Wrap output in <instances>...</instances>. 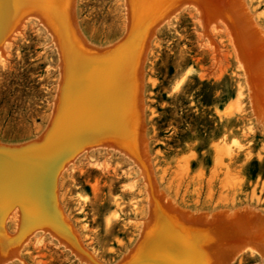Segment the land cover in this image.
<instances>
[{
    "label": "rangeland",
    "instance_id": "1",
    "mask_svg": "<svg viewBox=\"0 0 264 264\" xmlns=\"http://www.w3.org/2000/svg\"><path fill=\"white\" fill-rule=\"evenodd\" d=\"M54 1L0 33V264H264V0ZM71 30L121 84L54 145Z\"/></svg>",
    "mask_w": 264,
    "mask_h": 264
},
{
    "label": "bare ground",
    "instance_id": "2",
    "mask_svg": "<svg viewBox=\"0 0 264 264\" xmlns=\"http://www.w3.org/2000/svg\"><path fill=\"white\" fill-rule=\"evenodd\" d=\"M133 1H136V0H133ZM178 1H180V0H178ZM178 1L176 0V2H178ZM165 2H167V1L165 0ZM173 2L174 1H172V3ZM45 3L56 4V1H54V0H0V33H2L4 31L5 27L8 26V22L13 18V16L17 12H19V11L24 12L33 6H43ZM130 4H131V0H130ZM135 4H136V2H135ZM69 5L71 7L72 4H69ZM153 6H154V4H153ZM166 6H169V5L166 4ZM163 7H164L163 9H165V6H163ZM35 9H33V11ZM59 10H60V8H59ZM148 11H149V9H148ZM35 12H36V10L34 11V13ZM71 12H69V13H71ZM131 12H133V11H131ZM153 12H155V11H153ZM158 12H160V10L157 11L156 14ZM149 13H150V11H149ZM50 14H53V13H50ZM62 14H63V12H62ZM47 15H49V14H47ZM47 15H46V17H47ZM140 15H141V13H140ZM147 15H149V14H147ZM154 16L155 15H153V17ZM51 17H53V15ZM149 17H151V16H149ZM51 19H53V18H51ZM59 19H60V17H59ZM67 19L68 18H65L64 20L67 21ZM150 19H152V18H150ZM143 20H144V18L142 19V21ZM50 21H52V20H50ZM50 23H52V22H50ZM69 24H71V23H69ZM53 27H55V25ZM67 28L71 29V27H67ZM72 28H74V27H72ZM60 31L62 32V30H60ZM75 32L76 31L73 32L72 30H71V32H69L71 38L69 39L70 40L69 42H66L65 47H64V50L66 53V58H65L66 66H65V71H63V72H65V75L63 74L64 80H62V83L63 82L65 83V86L63 87L65 90L63 89L64 92H63L62 97L60 99L61 101H60V103L58 102L59 108H57L58 114L57 113L56 114H57V116L59 115L57 118L59 124L57 125L58 126L57 127V133H56L57 136L53 138V140L55 141L54 145L59 140H62V141H60V142H62V144L66 143V142L68 144L80 142V141H82V139L85 135H93L94 132H96L98 130L99 131L102 130L104 127H106L108 125V123L113 122V113H114L113 109L116 108V105L114 104L115 97L117 96V92L119 91V84H121V79L114 77L116 75H113V62H111V60L107 59V61L104 62L107 65V66L104 65L105 67L104 66L100 67L98 64L94 63V61H92V55H93V52H95V51H92L85 43L78 40V37H76ZM96 51H98V50H96ZM100 52H98V53H100ZM98 53H96V54H98ZM100 57H103V56L101 55ZM102 61H103V59H102ZM61 77H62V75H61ZM124 114H125L124 111L122 112V110H118V116H121ZM50 136H52V135H50ZM59 144L60 143H58V145ZM62 144H60L61 145L60 149H62ZM58 149H59V146H58ZM6 150H7V148H6ZM6 150H4V148L2 149L0 147V176H2V177L3 176L8 177L10 174L12 175V174L18 173V171L21 170V168H22L21 164L24 163L23 160H25V163L27 162V160L25 159L26 157H24V156H26L25 154H27V156H28V153H32L30 148H28V151L25 150V152H27V153H24V155H21V154L19 155V153H16L15 151L14 152H8ZM35 150H36V152L39 151V149H34V150H32L33 153H35ZM43 150H44V148H43ZM54 150H57V149H54ZM41 151H42V149H41ZM46 151H50V150L46 149ZM44 154H45V152H44ZM48 154H49V152H48ZM50 154H51V151H50ZM74 154H75V152H74ZM75 155H72V156H75ZM45 156H46V154H45ZM48 158H49V156H48ZM48 158H46V159H48ZM43 169H44V167H43ZM47 169H49V168H47ZM51 169H53V168H51ZM45 172L46 171H44L43 174H45ZM49 175H50V173H49ZM50 177H53V176L51 175ZM0 179H3V178H0ZM51 181H52V179H51ZM0 182L3 183V180L2 181L0 180ZM4 182H6V180ZM39 185H41V184H39ZM48 185H50V184H48ZM2 187H3V184H2ZM45 187H43V188H45ZM47 188H48V186H47ZM47 193L49 195V192H47ZM45 201H43V202L45 203ZM153 231H155V229H153ZM198 243H200V242H198Z\"/></svg>",
    "mask_w": 264,
    "mask_h": 264
}]
</instances>
